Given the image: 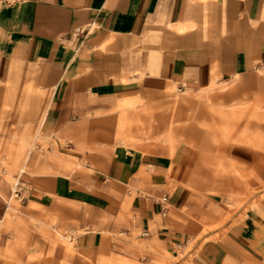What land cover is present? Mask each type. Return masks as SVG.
Listing matches in <instances>:
<instances>
[{"label":"crops","instance_id":"obj_1","mask_svg":"<svg viewBox=\"0 0 264 264\" xmlns=\"http://www.w3.org/2000/svg\"><path fill=\"white\" fill-rule=\"evenodd\" d=\"M0 39V54L36 66L49 93L48 150L77 163L38 174L21 193L97 216L76 236L74 264H148L184 243L220 149L213 131L185 122L191 104L208 101L236 123L254 112L264 133V0H0ZM223 148L236 162L264 160L248 142ZM11 192L0 176V220ZM249 231L229 236L245 245Z\"/></svg>","mask_w":264,"mask_h":264},{"label":"rangeland","instance_id":"obj_2","mask_svg":"<svg viewBox=\"0 0 264 264\" xmlns=\"http://www.w3.org/2000/svg\"><path fill=\"white\" fill-rule=\"evenodd\" d=\"M36 68L0 54V176L12 186L8 214L0 220V264H74L79 255L76 236L93 227L86 220L96 214L69 203L61 208L42 206L28 202L21 193L38 174L77 165L62 159L55 146L48 150L51 138L44 134L43 116L49 93L39 86ZM175 97L177 109L183 102L181 95ZM164 108L161 105L160 109ZM207 112L210 119L204 118ZM190 114L185 122L190 121L192 131L209 128L220 147L213 158V182L206 196L191 207V225L185 231L184 243L148 264H264V160L257 157L250 165L236 162L223 148L227 142L241 141L264 150L259 119L254 112L238 119L239 124L233 115L222 119L220 107L208 101L191 104ZM183 123V119L174 120L175 126ZM181 139L176 136L175 142ZM69 207L80 210L79 216L72 215ZM246 224L250 226L248 241L239 245L229 235ZM116 236L121 243L128 238L121 231Z\"/></svg>","mask_w":264,"mask_h":264},{"label":"built area","instance_id":"obj_3","mask_svg":"<svg viewBox=\"0 0 264 264\" xmlns=\"http://www.w3.org/2000/svg\"><path fill=\"white\" fill-rule=\"evenodd\" d=\"M161 210H162V213L165 214L166 212V209H167V196L166 195H163L161 197Z\"/></svg>","mask_w":264,"mask_h":264},{"label":"bare ground","instance_id":"obj_4","mask_svg":"<svg viewBox=\"0 0 264 264\" xmlns=\"http://www.w3.org/2000/svg\"><path fill=\"white\" fill-rule=\"evenodd\" d=\"M254 106V105H253ZM143 147V146H142Z\"/></svg>","mask_w":264,"mask_h":264}]
</instances>
